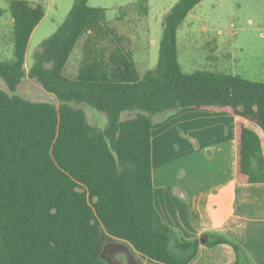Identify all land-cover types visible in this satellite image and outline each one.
<instances>
[{"label":"trees","instance_id":"trees-1","mask_svg":"<svg viewBox=\"0 0 264 264\" xmlns=\"http://www.w3.org/2000/svg\"><path fill=\"white\" fill-rule=\"evenodd\" d=\"M89 1L74 0L28 70V45L45 8L9 1L14 56L0 60L11 92L0 88V264H108L105 248L115 241L130 244L140 264H194L201 243L229 244L236 253L231 264H247L248 252L236 240L217 232L203 234L205 242L186 239L162 220L154 202L152 127L155 116L181 108L231 109L237 179L262 183L264 81L182 70L178 29L202 0H178L171 8L158 63L143 75L126 36L108 24L106 8ZM85 34L70 76L67 65ZM26 76L59 105L16 94ZM75 103L106 113L107 126L91 125Z\"/></svg>","mask_w":264,"mask_h":264},{"label":"crops","instance_id":"crops-1","mask_svg":"<svg viewBox=\"0 0 264 264\" xmlns=\"http://www.w3.org/2000/svg\"><path fill=\"white\" fill-rule=\"evenodd\" d=\"M28 1L32 6L39 5ZM50 10L45 8L44 18L30 38L27 70L31 66L29 46ZM13 22L11 16V29L7 33L0 26V60L13 49ZM172 132L181 146H168L167 138ZM152 176L156 209L162 220L180 235L194 239L209 232L224 234L243 245L250 257L247 264H264V182L242 183L237 179L236 117L231 109L186 107L155 116ZM208 239L205 236L201 242ZM122 248L106 246L104 254L107 250L113 252L108 258L111 260L125 251ZM235 261L236 253L231 245L209 247L201 243L193 262L231 264Z\"/></svg>","mask_w":264,"mask_h":264},{"label":"rangeland","instance_id":"rangeland-1","mask_svg":"<svg viewBox=\"0 0 264 264\" xmlns=\"http://www.w3.org/2000/svg\"><path fill=\"white\" fill-rule=\"evenodd\" d=\"M10 0H0L3 10L0 26L4 33L10 29ZM51 9L41 23L29 46L28 62L39 45L50 37L65 20L74 0H30ZM134 3L133 6L130 3ZM178 0H90L92 6L106 8L108 24L117 34L126 36V43L134 53L139 72L156 67L159 45L163 36L165 18ZM126 7V8H125ZM122 8L123 9L122 11ZM144 8L147 12L144 13ZM125 11V14L122 13ZM83 35L69 63L67 74L75 76L82 58ZM12 51L4 60H11ZM178 60L185 73L199 70L240 75L246 79L264 81V0H202L188 14L177 33ZM0 88L10 92L0 77ZM11 93V92H10ZM18 95L33 101H46L59 105L57 97L45 90L40 83L28 76L19 84ZM82 108L88 122L104 129L108 124L106 113L86 103H75ZM136 114L126 112L123 118ZM173 132L168 136V146L180 145ZM121 246L125 251L113 255L108 251L103 259L109 264H139L131 246L125 242L109 243L108 249ZM122 248V250H123ZM107 257V258H106ZM109 258V259H108ZM131 260V263H130ZM113 261V262H110Z\"/></svg>","mask_w":264,"mask_h":264},{"label":"water","instance_id":"water-1","mask_svg":"<svg viewBox=\"0 0 264 264\" xmlns=\"http://www.w3.org/2000/svg\"><path fill=\"white\" fill-rule=\"evenodd\" d=\"M202 240H204V239H202Z\"/></svg>","mask_w":264,"mask_h":264}]
</instances>
